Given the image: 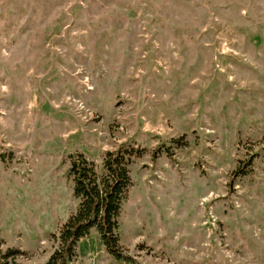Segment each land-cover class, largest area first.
I'll list each match as a JSON object with an SVG mask.
<instances>
[{
	"label": "rangeland",
	"instance_id": "rangeland-1",
	"mask_svg": "<svg viewBox=\"0 0 264 264\" xmlns=\"http://www.w3.org/2000/svg\"><path fill=\"white\" fill-rule=\"evenodd\" d=\"M126 141L142 150L119 218L133 262L93 229L77 264H264V0H0L9 264L59 247L70 155L102 174Z\"/></svg>",
	"mask_w": 264,
	"mask_h": 264
},
{
	"label": "trees",
	"instance_id": "trees-1",
	"mask_svg": "<svg viewBox=\"0 0 264 264\" xmlns=\"http://www.w3.org/2000/svg\"><path fill=\"white\" fill-rule=\"evenodd\" d=\"M163 148L173 158L170 148ZM161 149L154 153V158ZM141 156L142 150L134 147L131 141L123 142L106 154L103 172L99 174L95 163L83 154L70 155L68 174L73 177L77 209L63 225L58 237L59 247L47 264H77L79 242L93 229L99 232L108 252L117 260L133 262L120 247L119 218L131 186L130 166ZM19 254L21 251L17 249L4 252L0 241V264H9V258Z\"/></svg>",
	"mask_w": 264,
	"mask_h": 264
}]
</instances>
